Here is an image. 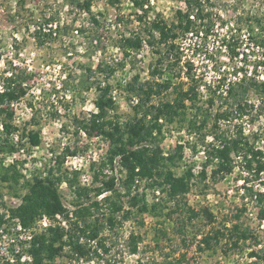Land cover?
Instances as JSON below:
<instances>
[{
  "label": "rangeland",
  "instance_id": "obj_1",
  "mask_svg": "<svg viewBox=\"0 0 264 264\" xmlns=\"http://www.w3.org/2000/svg\"><path fill=\"white\" fill-rule=\"evenodd\" d=\"M79 1H90L91 12L80 8L72 0H0V67L15 66L29 75L28 94L18 101L15 108L14 132L18 131L22 143H26L28 138L24 133L28 129L41 130L40 146L29 151L28 145H23L28 155H32L30 160L37 169H40V161L42 165L52 162L53 151L59 154L63 148L70 146L77 149L73 156H82L84 160L78 165L80 169L70 168L66 161L65 166L71 175L77 174L82 185H98L95 177L99 170H103L105 175L115 174L118 177L117 186H121L120 179L125 175L119 166L113 168L106 164L103 167L102 164L108 148L106 137L82 132L77 134L73 126L74 116L83 117L95 111L97 85H109L111 93L117 90V112L122 119L136 114L131 96L137 92H133L130 85L135 83L137 75L138 82L142 83L153 79L160 82L167 78L172 80L169 88L155 93V103L171 99L173 86L179 82L186 83L185 87L196 85L200 108L188 109L184 119L171 122L166 118L159 142L165 154L172 152L178 145L177 141L184 137L192 147L198 144L208 147L213 139L215 114L233 101L232 96L224 97L218 91L228 78L232 79V87L244 76H239V71L247 74V82L264 81L257 77L264 73V0H210L207 6L216 19L211 34L206 37L198 32H179L171 57L174 59L177 53L180 61L172 69L167 68L166 63L159 64L162 74L153 73L157 66V53L155 46L149 42L146 29L153 19L159 17L170 24L176 21L177 10L186 9L184 0H151L149 13L143 20L137 17V13L143 11L137 9L131 0H121L115 6L108 0ZM48 19H51L49 24ZM40 27L46 31L52 28L53 31L44 44L38 43L35 36L36 29ZM133 31L142 35L143 47L121 66L118 64L123 59L120 38ZM97 36L100 38L98 42L95 40ZM228 43L238 52L234 59L231 58L233 51L230 46H225ZM102 59L116 66L111 77L96 71ZM185 65L187 69L183 74ZM251 69L252 75L249 74ZM235 76L239 78L235 79ZM253 84L238 97L248 105L247 113L240 119L236 116L230 120L221 119L219 124L231 136L236 132L237 125H241L245 135L257 148L264 150V95H260ZM202 85H207L208 94L201 89ZM211 97L214 98L213 103L210 102ZM205 117L207 122L203 128L191 127V118H197L199 123ZM2 129L0 125V142ZM234 159L235 170L216 183L211 179L201 180L199 176L191 179V190L186 199L197 210L208 208L214 217L212 221L205 214L190 220L180 211L172 216L165 213L156 216L147 211L139 214L131 204L130 195H126L123 197V210L115 214V224L107 225L108 228L103 231L110 247L103 258L96 255L92 261H87L61 255L53 264H137L139 259L158 264H247L256 259L251 252L260 249L254 239L241 241L239 247H234L228 233L233 224L239 222L243 227H249L261 240L258 226L246 212L251 205L263 216L264 172L256 177L242 170L240 157L235 155ZM30 160H19L22 171L27 169L26 163ZM1 161L7 165L10 158L0 153ZM85 172L92 174V184H84L80 180L79 173ZM183 172L178 169L175 173L179 175ZM137 181L133 192H144L149 203L165 199L162 190L157 192L161 186L150 187L146 179ZM229 188L233 189L231 194L227 192ZM120 189L124 192L122 187ZM61 192L65 205L71 210L75 200L73 188L64 183ZM0 194V214L20 202L16 191L1 181ZM128 209L133 214L127 218L125 213ZM216 229L225 232L221 243L212 249L200 250L202 236ZM133 231L141 233L144 238L136 254L129 251L126 236ZM163 231H166V237Z\"/></svg>",
  "mask_w": 264,
  "mask_h": 264
},
{
  "label": "trees",
  "instance_id": "obj_2",
  "mask_svg": "<svg viewBox=\"0 0 264 264\" xmlns=\"http://www.w3.org/2000/svg\"><path fill=\"white\" fill-rule=\"evenodd\" d=\"M134 6L143 11L137 13L139 20H143L148 15L151 0H131ZM187 10L181 9L176 12V21L171 24L162 18L153 19L149 26V42L155 46L157 53V66L153 73H163L159 64H165L172 69L180 61V55L176 53L172 59L171 52L174 49V40L179 32L189 34L193 32L201 33L208 37L213 30L216 19L213 11L207 6L210 0H184ZM80 8L91 12V3L79 0H72ZM112 5H117L121 0H108ZM98 22L97 18L94 17ZM51 19H48L47 24ZM53 35L52 28L47 31L40 27L36 29L35 36L38 43L44 44ZM97 42L100 38L95 37ZM233 51L232 59L238 55L231 43L227 48ZM143 47V37L140 33L133 31L129 36L122 35L119 48L123 54V59L118 61L121 66L125 61L141 51ZM1 60V55H0ZM153 64V63H152ZM116 66L104 59L101 60L96 71L104 76L111 77ZM92 71V70H91ZM189 77V76H188ZM29 75L23 69L15 66L0 67V125L3 126V137L0 142V153H8L18 150L24 144L28 145L29 151L42 143L41 130L30 128L24 133L28 140L26 143L18 142L10 138V134L15 130L13 119L16 116L14 103L27 96ZM139 76L134 77L135 83L131 86L133 92H137L140 102L134 105L136 114L133 117L122 119L117 112L115 100L110 95L109 85H97L95 106L96 110L86 116H74L73 126L77 134L85 132L90 136H105L108 148L103 161V167L110 164L113 168L119 166V170L124 173L121 178V186H117L118 177L115 174H104L99 170L96 174L98 185L91 187L82 185L76 173L66 168L65 161L69 155H75L77 149L70 146L63 148L56 154L55 164L45 163L43 168L36 169L31 178H27L22 171V167L17 164L5 165L0 162V181L16 191L20 202L11 207L12 215L20 217L25 226H30L41 213L55 215L61 213L68 219V226H50L46 231L37 233L29 248L34 256V264H53L58 256L65 255L68 258L92 261L95 256L103 258L105 253L110 251L107 238L103 231L107 225H114L116 222V212L124 208L123 197L130 195L131 204L137 213L142 214L147 211L156 216H172L180 211L187 218L192 220L205 214L209 220H213V215L208 208L195 209L187 201V193L191 190V179L193 173L187 170L179 175L175 173L173 167L182 159L183 146L177 145L169 154H164L159 147L162 135V124L160 117H165L169 121L183 118L188 109L198 108V91L196 85H188L179 82L173 86V97L153 102L155 93H161L172 84V80L167 78L160 82L157 80L138 82ZM253 84L247 82V74L240 78L239 82L231 86L229 95L233 97L231 105H225L214 117L213 140L207 147V160L204 168L200 172L201 180L208 177L207 168L211 167L210 179L216 183L235 170V154L242 161V170L253 173L256 177L264 171V150L257 148L255 143L244 134L243 127L237 125L236 132L232 136L228 131L222 130L219 124L221 119L230 120L233 116L238 119L247 113L248 105L239 99ZM257 92L264 95V81H256ZM228 95V96H229ZM214 98H210L213 103ZM187 101L190 103L188 104ZM33 106V105H31ZM207 115V114H206ZM149 116H151L149 118ZM192 128H203L206 125L207 117L198 123V119L191 118ZM199 124V125H198ZM48 164V165H47ZM146 179L150 187L161 186L165 193V199L149 203L144 192H133L138 184L137 180ZM67 183L73 188L75 193L73 216L69 215V209L65 205L61 186ZM123 188L124 192L120 189ZM1 195V194H0ZM102 197L100 198V196ZM105 208V209H104ZM133 214L131 209L126 210V217ZM264 216V211H263ZM240 218V214L237 215ZM143 223V222H142ZM184 230V227H183ZM166 237V231L162 232ZM234 247H239L241 241L249 238L259 243V236L254 234L249 227H243L239 222H235L228 233ZM225 232L216 229L212 233L202 236L199 242V249H212L220 244ZM144 240L139 232H130L127 243L129 251L133 254L139 253L140 243ZM251 256L256 259L247 264H264V243L259 251H252ZM3 264H9L4 262ZM137 264H158L154 261H144L139 259Z\"/></svg>",
  "mask_w": 264,
  "mask_h": 264
},
{
  "label": "built area",
  "instance_id": "obj_3",
  "mask_svg": "<svg viewBox=\"0 0 264 264\" xmlns=\"http://www.w3.org/2000/svg\"><path fill=\"white\" fill-rule=\"evenodd\" d=\"M185 2V1H184ZM133 3V2H132ZM186 5V3H185ZM183 11L187 10V5L186 9H182ZM216 26V24H215ZM214 26V27H215ZM214 29V28H213ZM211 34V33H210ZM209 34V35H210ZM129 36V35H128ZM227 46V45H225ZM237 56V55H236ZM235 56V57H236ZM186 65L183 70L186 72ZM249 74H253V70L251 69L249 71ZM239 76H243L244 74L239 71L238 72ZM264 79V73L262 75H257ZM238 77V76H237ZM235 76V79L237 78ZM184 78V77H183ZM187 78V77H186ZM239 78V77H238ZM232 84V79L228 78L226 83H223L221 87L219 88V93H221L224 97H227L229 95V91L231 88ZM201 89L204 90L207 94L209 91V88L207 85H202ZM114 92V93H113ZM112 93L110 91V95L112 98L115 100L117 99V90H114ZM131 102L133 105H136L140 102L139 95L134 94L131 96ZM18 102L14 103V106L16 108ZM96 110V109H95ZM151 116H149L150 118ZM159 122L162 124V127L166 124V118L165 117H160ZM83 134H86L85 132H82ZM244 134H245V129H244ZM101 136V135H100ZM11 139L14 141L18 142L19 140H23L20 138L18 131L17 132H12L10 134ZM213 138V137H212ZM213 140V139H211ZM178 145L181 144L183 146V155L182 159L180 160L179 164L173 168V170L176 172L178 169L187 171L188 169L192 171L193 177H200V172L204 168V164L207 160V147L206 145L203 144H198L195 147H192L189 145L187 137L183 139H179L177 141ZM40 146V145H38ZM37 147V146H35ZM260 149V148H259ZM170 152H166L165 154H169ZM8 158H10V162L8 164H17L19 163V160L21 158H30L32 157L31 154L28 155L26 152L25 147H20L18 150L13 151V152H8L5 153ZM56 152L53 151L51 153L50 162L51 164H55V158H56ZM235 154H233V157ZM84 160L82 156H73L69 155L66 163L69 164L68 166L70 168H76L80 169V163ZM27 164V169L23 170V173L26 175L27 178H31L33 176V172L37 169L36 167H33V163L28 162ZM35 164V163H34ZM37 164V163H36ZM72 164V166L70 165ZM44 164L42 165V162H39L38 168H43ZM208 172V177L207 180L210 179V172H211V167L209 166L207 168ZM264 172V171H263ZM262 172V173H263ZM79 178L82 180L84 184H92L93 183V176L91 173H79ZM160 187L157 189V192H160ZM233 191L232 188H229L227 192L231 194ZM230 196V195H229ZM247 204V203H246ZM73 210L74 207L69 209V215L73 216ZM248 216L255 221V224L258 226L256 227L259 235L261 237V240L258 243L259 249L262 248L263 243H264V216H260L256 209V207H252L251 205L248 206L247 212ZM56 225H62V226H68V219L65 215L61 213H56L55 215H49L47 213H41L38 218L31 224L30 226H25L20 217L17 215H12L10 208L6 209L3 213L0 214V264H3L5 261L8 262L9 264H34V256L32 252H30L29 248L31 246L32 240L34 236L37 233L46 231L48 227L50 226H56ZM129 233H127L126 236H128Z\"/></svg>",
  "mask_w": 264,
  "mask_h": 264
}]
</instances>
